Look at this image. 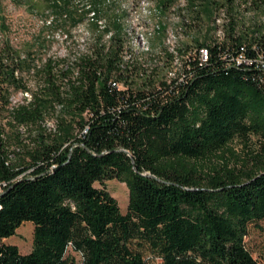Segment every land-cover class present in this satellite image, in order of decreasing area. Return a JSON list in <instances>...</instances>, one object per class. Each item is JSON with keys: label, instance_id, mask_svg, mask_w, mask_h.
<instances>
[{"label": "trees", "instance_id": "obj_1", "mask_svg": "<svg viewBox=\"0 0 264 264\" xmlns=\"http://www.w3.org/2000/svg\"><path fill=\"white\" fill-rule=\"evenodd\" d=\"M49 2L53 26L84 22L77 0ZM238 5L264 0H188V30L205 16L213 42L183 45L171 82L123 62L116 15L107 29L87 22L90 47L75 59L0 40V264H264L248 246L264 231V24L241 29ZM15 93L29 96L11 105ZM235 141L254 145L244 160ZM112 180L128 188L126 214L96 187ZM28 221L23 254L3 240Z\"/></svg>", "mask_w": 264, "mask_h": 264}, {"label": "rangeland", "instance_id": "obj_2", "mask_svg": "<svg viewBox=\"0 0 264 264\" xmlns=\"http://www.w3.org/2000/svg\"><path fill=\"white\" fill-rule=\"evenodd\" d=\"M127 1L128 0H114L112 1L113 5H110L107 0H98V4L94 3V6L96 8L95 10L99 12V15H102V17L105 18L107 17L106 20L108 23L109 17L113 18L115 15V13L113 12V8L115 6H120L121 2ZM130 1L138 2L141 0ZM216 1L219 6L224 4V6L226 7V0ZM177 2L178 0H174L172 2V6L176 5ZM77 3H79V0H77ZM78 6V13L82 15L85 14L84 22H80L74 26L69 24L67 29L62 28L63 32H67L68 28H70L71 30L72 35H69V38L67 40L71 39L70 41L72 42L67 44L66 41H63L66 39H62L61 36L58 37V35H60L59 32H61V27H58L56 25L53 26L55 20L59 19L60 14L54 10L52 11L49 0H0V40L5 37L9 38L11 40V43L17 48L23 51H34L38 56L57 55L58 57H64L65 53L68 54L70 51L76 49L78 45L76 41L78 39H87L89 43V38L92 37L86 32V29L89 30V28L87 27L88 23L86 20L88 19V16L86 14L85 7H82V5ZM237 8L240 10L236 13L238 17V24L241 29L246 30V27L248 28L254 23L264 24V6L261 7V9L256 10H247L246 8H244L243 5H238ZM218 10V8L214 9L213 18L217 14H219ZM124 15L126 16V14ZM224 16L225 15H223L222 11L221 16L219 18L221 19V17ZM185 17L188 19L187 12ZM53 19H55L54 22L48 24V21H53ZM133 22L134 25H137L136 23H138L135 19ZM175 22L176 20H166L165 24L167 23L166 25L175 26L173 25ZM198 24L199 23H195V25ZM196 28L197 29L191 31L187 30L186 33L181 37L180 41L182 42V45L187 44L188 46H191L192 44H195V38L200 41H205V36L208 42H213L215 27L214 24H212V21H208L205 16H201V22ZM73 30L75 31L73 32ZM160 40L161 37L155 39V41L153 42L155 47L160 45ZM152 54L149 57L148 55L143 56L142 60L144 61L141 62H143V64L146 63L144 65L148 66L151 64V61L154 62V60L157 59V63L154 62V64H159L158 71L160 72V76H165L166 71L164 70V64L170 63L169 56H165L156 52ZM25 96H27V93H25V95L22 93H15L11 97V105L21 101ZM47 127L50 129H54L55 121L52 119H47ZM231 146L239 154L241 160H244V158H246L248 151L254 149L253 144L250 145V148L246 149V147H244V145H242L240 141H235L231 144ZM226 158H228V154L226 155ZM213 162L214 165H212V167H215L217 169H220L221 166L224 165L219 160H214ZM230 167L235 166L232 163ZM96 187H105L109 191V193L113 195L117 200L120 210H122L124 214L128 212L129 191L125 183L117 180H112L107 181L104 186L100 185L99 183H96ZM33 233L34 225L32 222L28 221L23 223L19 227L16 234H14L10 238L3 240V242L11 245H17L21 253L28 254L33 247ZM248 246L250 251L254 254L255 258H259L260 260L264 261V231H252L251 235L248 238Z\"/></svg>", "mask_w": 264, "mask_h": 264}, {"label": "bare ground", "instance_id": "obj_3", "mask_svg": "<svg viewBox=\"0 0 264 264\" xmlns=\"http://www.w3.org/2000/svg\"><path fill=\"white\" fill-rule=\"evenodd\" d=\"M107 1L110 5H113L112 1L114 0H107ZM128 1L121 2L120 6L117 7L115 6L113 8V12L115 13L117 18L116 20H118L117 22L121 23L123 27L122 41L124 42V47L122 49V52L120 53L121 57H123V62H125L130 69L131 67L133 68L134 65H137V66H144L149 72H151V70L154 69H156L155 70L156 72H159L158 71L159 64H154V62L157 63V59L155 58L156 60H154V62L151 61L150 65L145 66L144 64L146 63L143 64V62H141L144 61L142 60L143 56L148 55L149 57L154 52L163 54L165 56L167 55L169 56L170 63L164 64L165 67L167 66L166 68L164 67V70L166 71L165 78L168 80V77L173 74H176L182 65V56L180 55V49L183 48V45L180 39L188 30L187 24H189V20L185 17L187 12L186 8L188 6V0L186 1L185 4H181V1L178 0L176 5L171 6L166 10H164V8L162 7H159L158 0H141L138 2H132L130 0ZM79 3H81L80 5H82V7H85V5H90V8L87 9V16H88V19L86 20L87 22L88 21L96 22L98 26L101 27L102 29H107V20H106L107 17L105 18L102 17V15H99V12L95 11L92 8V5L87 2V0H79ZM124 14H126V16ZM223 15H225V12L223 13ZM157 17L158 20H160V22H158L159 27H157ZM134 19L137 20L138 22L136 24H139L141 26L140 32H139V27L137 25H134L133 22ZM166 20H170V21L176 20V22L178 23L175 22L173 24L175 26L166 25L167 24V23L165 24ZM52 22L53 21H48V24L49 23L51 24ZM60 31L61 32H59L60 35H58V37L61 36L62 39H66L63 41H66L67 44L72 42L70 41L71 39L67 40L69 38L68 36L64 37V32L62 30ZM86 32L89 34V31L87 29ZM221 32H222L221 27H219L218 34L220 35ZM116 34H117V30L115 31L109 30L105 34L104 40L110 43V41H112L115 38ZM160 37H161L160 40L161 43L159 46L155 47L153 42L155 41L156 38H160ZM76 42L78 43L77 47L75 46L76 49L70 51L68 54L65 53V56L71 54V56L75 59L88 52V48L90 46L87 39L86 40L78 39ZM200 50H205V49L201 48ZM200 50H199V55H200ZM181 71L183 77L184 71L183 70ZM27 96L29 95L27 94ZM83 132H87V130L85 129Z\"/></svg>", "mask_w": 264, "mask_h": 264}, {"label": "built area", "instance_id": "obj_4", "mask_svg": "<svg viewBox=\"0 0 264 264\" xmlns=\"http://www.w3.org/2000/svg\"><path fill=\"white\" fill-rule=\"evenodd\" d=\"M180 1H181V4H185L187 0H180ZM89 8H90V5H85V10L86 11ZM158 22H160V20H158V17H157V27H159L158 26ZM222 22H223V17H221V19H217V24H218L217 26H221L222 27L223 26ZM137 26L139 27V32H140L141 31V26L139 24H137ZM75 30H73V32ZM66 36H68V35L66 33H64V37H66ZM200 55H201L200 58H201L202 61H204V62L207 61L208 55H207V51L206 50H200ZM121 70L123 71V70H129V69H123V68H121ZM155 70L156 69L151 70V72H155ZM181 70H184L183 60H182L181 68L178 70V72L176 74H173V75H171V76L168 77V82H171L172 80H177V79L178 80H182L183 77H182V71ZM122 86H123V83L120 82V87H122ZM83 133L85 134L86 132H83Z\"/></svg>", "mask_w": 264, "mask_h": 264}]
</instances>
